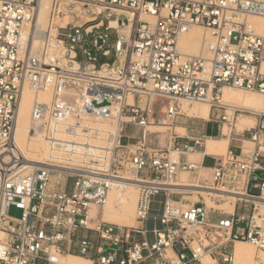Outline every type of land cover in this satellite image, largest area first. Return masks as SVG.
Returning <instances> with one entry per match:
<instances>
[{"label":"built area","instance_id":"obj_1","mask_svg":"<svg viewBox=\"0 0 264 264\" xmlns=\"http://www.w3.org/2000/svg\"><path fill=\"white\" fill-rule=\"evenodd\" d=\"M38 3L0 0L1 152L11 149L25 87L51 92L31 112L47 156L32 166L17 158L0 173V264H62V254L92 264H234L236 242L264 254V112L222 102L224 88L264 95V36L247 29L264 0H51L33 49ZM193 26L211 37L206 56L178 51ZM101 28L116 34L115 59L97 66L84 44ZM107 42L106 34L92 40L98 49ZM182 101L206 102L220 135L242 115L255 118L233 130L239 145L210 156L209 179L203 162L181 160L204 151L205 134L172 132L162 145L147 131L177 124ZM181 173L209 199L232 197V212L208 207L199 191L198 202L185 200L195 192L176 186ZM127 184L137 189V225L104 221L109 192ZM10 207L21 217H9Z\"/></svg>","mask_w":264,"mask_h":264},{"label":"bare ground","instance_id":"obj_2","mask_svg":"<svg viewBox=\"0 0 264 264\" xmlns=\"http://www.w3.org/2000/svg\"><path fill=\"white\" fill-rule=\"evenodd\" d=\"M51 0H39L38 8L35 14L34 23L31 26V35L33 42V49L41 48L43 42V32L45 31L48 14L50 10ZM143 20L154 22L153 17H142ZM247 29L256 35L264 36V14L247 18ZM211 40L207 31L201 27L193 26L183 33L177 43L179 53L184 57L206 56L204 44ZM51 101V92L49 89L39 93L34 92L28 87H25L20 99L15 127L13 131L12 140L10 141V150L0 151V173L2 171H10L11 162L17 158L25 165H34L40 161L37 160L39 156L46 157L47 147L34 132L32 128L31 112L37 104H47ZM222 102L229 106L238 108H246L252 112H264V95L256 92H249L241 89L224 88L222 92ZM208 107V108H207ZM184 113L194 118L206 120L209 118V106L206 102H199L196 106L189 108L186 102L182 101L181 108ZM182 113V112H181ZM255 118L251 116H240L236 121L234 130L237 132L243 131L245 128L254 126ZM162 128V127H156ZM223 129V128H222ZM229 130V129H228ZM230 132L223 129L222 135L225 138L219 140L205 139V149L199 155L221 156L227 150L228 138ZM247 142V141H245ZM249 144V142H248ZM189 154L190 156L195 155ZM3 155H7L2 159ZM172 156L177 157L176 152H172ZM42 157V158H43ZM196 158H198L196 156ZM199 159V158H198ZM192 162H200L201 160H190ZM180 178V177H179ZM184 180V179H183ZM176 186H180L179 184ZM200 193L206 194L204 190L197 189ZM137 189L132 184H127L124 188L113 189L109 192L106 204L102 209L103 220L111 224L133 227L136 224L133 210L135 200L137 199ZM225 199H234L232 197H225ZM233 210L232 206L228 207ZM97 212L92 208L90 215ZM3 231L0 230V236ZM63 258L62 264H92L89 259L76 255H61ZM264 258H255L249 243L236 242L234 249V264H263Z\"/></svg>","mask_w":264,"mask_h":264},{"label":"rangeland","instance_id":"obj_3","mask_svg":"<svg viewBox=\"0 0 264 264\" xmlns=\"http://www.w3.org/2000/svg\"><path fill=\"white\" fill-rule=\"evenodd\" d=\"M105 34L108 36V42L103 46V48H101V49L96 48L92 44V40L94 38H96L98 35H105ZM115 41H116V34H115L114 31H112V30H105L104 28H101L99 30L94 31L91 35H89L87 37V41L84 44V47L87 50V52H89L91 54L92 57L96 58L95 64L97 66H99L102 63H111L115 59V49H114ZM107 50L110 52L109 56H103L102 53L104 51H107ZM78 60L79 61L82 60L81 59V56L78 57ZM87 62L89 63L88 60H87ZM181 104H182V102L180 103V108H181ZM197 104L198 103H194V104H188L187 103V105L189 106V108H192V107L196 106ZM181 112H182L183 116L180 117L177 120V124H174L173 127H171V128H167V127H162V128L149 127L147 129V131L148 132H158L156 136L160 140V144H162V145H164L165 142L168 140V138L171 137L172 132H175V133H177L178 135H181V136L182 135H185L186 132L183 129V127H186V126L193 125L195 127H199V125H205L206 124L208 126V130H207V134H205V135H208V139L210 138L211 135H214V134H217L218 133V129H217L216 125H214L212 122H209L208 121L209 118L206 119V120H203V119H200V118L194 119V117H192L190 115H187V112L184 113L182 110H181ZM235 127H236V124H235ZM223 129H226L227 132H230V133L231 132L233 133V130H234V129L230 130L227 125H224L223 126ZM223 129H222V131H223ZM196 131H198V130H196ZM126 132L127 133L128 132H131V130L129 128H126ZM235 132H237V131L235 130ZM222 138H225V137H223L222 135H220V136H218L216 138H210V139L219 140V139H222ZM206 140H207V138H206ZM244 145L246 147H248V148H251L252 147V145L250 143L249 144H245L244 143ZM6 157H7V155H3L2 156L3 161H4V159ZM42 157L43 156H39L37 158V160L38 161H41L44 158V157L43 158ZM7 161H8V159H7ZM7 161H4V162H7ZM202 175H203V173H202ZM136 196H137V194H136ZM190 196L191 197L186 198V200H188L191 204L192 203H195V202H198L200 200L198 198V196L196 195V193H193ZM201 196L203 197L204 202H205V204L208 207H213V208H216V209L224 210L227 213H231L232 212L231 210L228 209L229 206H232L233 207V200L232 199H225V201L216 202V201H214L212 199H209V197H207V195H205V194L204 195L201 194ZM135 204H136V200H135ZM217 205H220V207H218ZM133 211H134L133 212V214H134L133 216L135 218V205H134V210ZM8 216L9 217H12V218H20L21 217V211L15 209L14 207H10L9 210H8ZM3 237H4V234L0 236V239H2ZM249 247L251 248V251H252V253H253V255H254L255 258H257V257H263L264 258V254L263 253L258 252L250 244H249ZM63 255H67V254H63ZM70 255H73V254H70ZM76 256H79V255H76ZM61 261L63 262V258L61 259ZM263 264H264V262H263Z\"/></svg>","mask_w":264,"mask_h":264},{"label":"crops","instance_id":"obj_4","mask_svg":"<svg viewBox=\"0 0 264 264\" xmlns=\"http://www.w3.org/2000/svg\"><path fill=\"white\" fill-rule=\"evenodd\" d=\"M209 122H211L210 120H208ZM213 123V122H212ZM214 125H216V127H217V129H218V125L217 124H215V123H213ZM183 129L185 130V132H186V134L188 135V136H191V137H197V136H199L200 134H207V130H208V126L205 124V125H199V127H195V126H193V125H191V126H186V127H183ZM196 130H198V131H196ZM218 136H220V132H219V130H218V133L217 134H214V135H211L210 136V138H216V137H218ZM223 136V135H222ZM232 136H233V133L231 132L228 136H227V138H228V144L229 145H227V149H230L231 147H234V146H237V145H239V143L238 142H234V141H232ZM224 137V136H223ZM206 138H208V135H206ZM245 144H248V142H245ZM204 147H206L205 146V143H204ZM203 152V151H202ZM202 152H197L195 155H192V156H190L189 154L188 155H186L185 157L183 156V157H181V160L182 161H185V160H187V161H190V160H201V162H203L204 164H205V169L202 171V173H203V176L205 177V178H207V179H209V176H210V171L208 170V167H210L211 166V164H212V160H211V158H210V156L211 155H205L204 154V156H200L199 155V153H202ZM196 156L199 158H196ZM180 177V178H179ZM184 179V180H183ZM186 179V180H185ZM193 182H195V177H194V175L193 174H191V173H181V174H179V176H178V184L180 185V186H183L182 188H181V190L184 192V193H188L189 191H193V192H195L196 193V191H198L197 189H189V188H187L188 187V185H190V184H193ZM204 195V194H203ZM184 197V199L186 200V198H189V197H191L190 195H184L183 196ZM188 201V200H187ZM218 207H220V205H217ZM219 216L218 215H215V216H213V219L215 220V219H217ZM234 249H235V246H234Z\"/></svg>","mask_w":264,"mask_h":264}]
</instances>
